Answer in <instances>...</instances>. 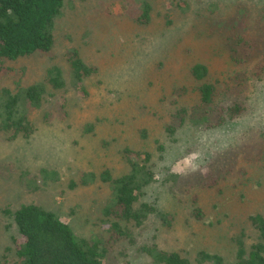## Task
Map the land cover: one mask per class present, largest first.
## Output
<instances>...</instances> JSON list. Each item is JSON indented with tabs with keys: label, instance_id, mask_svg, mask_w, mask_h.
Here are the masks:
<instances>
[{
	"label": "rangeland",
	"instance_id": "374dc122",
	"mask_svg": "<svg viewBox=\"0 0 264 264\" xmlns=\"http://www.w3.org/2000/svg\"><path fill=\"white\" fill-rule=\"evenodd\" d=\"M148 1L153 6V20L162 22V13H166L175 18V24L181 28V7H188L184 14L192 19L198 16H206L211 20L229 19L236 15L241 2L248 9L251 25L264 10V0ZM139 12L138 0H64L62 11L55 19L50 52L18 59L13 64L16 66L14 75L2 78L1 87L17 90L42 81L47 69L56 67L65 84L63 88L54 90L46 83L42 107L31 112L38 130L28 142L19 140L10 146L0 145V260L4 255L11 259L14 247L23 241L11 217L4 211L14 210L24 203L54 211L72 223L77 234L89 236L94 233L105 237L110 224H104L96 218V212L87 203L85 194L96 196L106 192L107 185L94 183L89 187L78 185L70 188L68 182L71 178L78 179L83 171L98 172L104 167L115 176L121 175L128 167L118 160L119 144L124 141L132 145L131 148L140 147L152 152L155 165L158 161L162 168L152 178L156 179L154 184L144 189V201L153 203L160 210L176 212L179 219L175 230L168 232L159 225L153 214L149 215L139 227L134 228L136 242L127 247L126 258L119 254L118 247H114L109 250L107 263L152 264L150 256L140 252V246L144 242H157L160 248H178L191 264H197L196 253L199 250L217 253L223 258L222 264H235L236 237L241 235L246 247L256 241L257 231L247 220V214L255 211L264 213L263 163L250 170V194L243 200L239 199L240 189L235 185L239 182V175L229 178L222 192H204L200 204L206 214L202 219L189 216L192 203L184 199L179 202L180 197L185 196L169 186L172 182L167 175L169 170L184 171L190 168L199 170V177H204L207 164H199L201 156L195 144L199 131L192 125L186 124L173 136H167L162 128L167 120L164 114L158 117L146 112L138 116L135 114V106L152 104V101L154 105V101L165 93L171 94L170 86L173 83L190 81L180 59H175L174 69H170L171 63L166 58L169 53L166 37H160L146 27L136 30L128 23L127 20L134 19ZM204 22H201L200 27H204ZM193 30L191 28L187 33L190 42L194 40ZM210 37L206 39L209 47L205 48H210L215 54L212 48H216L217 41L214 40L215 45ZM181 43L176 39L171 53L178 51L175 49L177 45L182 46ZM217 46L220 47L219 44ZM74 51L82 61L98 67L95 75L85 79V94L75 89L71 79L69 58ZM220 58L226 59L225 55ZM207 62L221 81L218 85H221L225 80L214 69L216 60L211 57ZM188 99L192 103V98ZM59 100L63 101L67 113L65 117L62 120L53 118L51 121H42L43 110L55 107ZM97 105L99 108L95 111ZM120 105H123L122 109ZM173 110L174 107L167 113ZM249 116L255 124H264V105L259 103L255 113ZM249 116L246 121L235 122L231 127L242 128L252 121ZM142 121L150 132L147 135L145 133L144 138L136 136L134 142L135 135H138L136 125ZM87 122L94 123L91 130H84L83 124ZM231 127L228 132L234 130ZM174 158H177L176 164L171 162ZM39 166L56 171L58 179L53 182L41 178L36 169ZM23 180L29 181L22 183ZM161 180L165 182L162 186L159 185ZM184 217L192 222L185 221ZM218 220L221 221L216 223ZM210 263L208 260L204 262Z\"/></svg>",
	"mask_w": 264,
	"mask_h": 264
},
{
	"label": "trees",
	"instance_id": "16d2710c",
	"mask_svg": "<svg viewBox=\"0 0 264 264\" xmlns=\"http://www.w3.org/2000/svg\"><path fill=\"white\" fill-rule=\"evenodd\" d=\"M138 2L140 12L134 19L129 18L128 23L136 30L146 27L160 37H166L169 52L166 58L171 63L170 69H174V60L180 59L190 81L173 83L170 86L171 94L165 93L154 101V105L152 101V104L135 106V114L138 116L146 112L157 117L164 114L167 120L162 128L167 136H173L186 124L199 131L195 144L201 156L199 164H207L204 177H199V170L190 168L184 171L169 170L167 175L172 180L169 186L185 196L180 197L179 202L184 199L192 203L189 216L202 219L206 214L200 204L204 192H222L227 180L239 175V182L235 185L240 189L239 199L243 200L250 194V170L259 164L264 165V124H255L249 116L255 113L259 103L264 105V10L251 25L248 9L241 2L236 15L215 20L206 16L192 19L184 14L188 9L185 5L187 8L181 7V28L175 24V18L166 13H162L161 24L157 23L151 15V3L148 0ZM63 3L64 0H0V82L3 77L14 75L16 66L13 64L18 59L50 52L55 19L61 13ZM204 20V27H200ZM191 28H194L196 36L192 42L187 37ZM208 37L213 43L216 40L220 46L215 43L216 48H212L215 54L210 48H205L209 47L206 41ZM176 39L182 42V46L177 45L175 50L178 51L171 53ZM218 53L225 55V61L220 58L223 55L219 56ZM211 57L217 63L215 71L225 80L221 85H218L221 81L207 62ZM69 63L75 89L87 93L85 79L95 75L98 67L82 61L75 51L70 54ZM46 83L54 90H59L65 81L56 67H50L42 81L22 86L16 91L0 86V145L10 146L19 140L28 142L35 135L38 127L31 112L42 107ZM54 106L43 110L42 121H51L53 118L62 120L65 117L67 113L63 101H57ZM172 107V113H167ZM95 108L97 111L99 105ZM119 108L122 109L123 105ZM248 116L252 119L250 123L240 129L239 126L231 127L235 122L246 121ZM93 126V122L83 124L84 130H91ZM229 127L234 130L228 132ZM147 128L144 121L136 125L138 135H135L134 142L136 136L144 138L145 133L149 134ZM119 145L116 151L118 160L123 161V166H128L121 175L115 176L104 167L98 172L83 171L78 179L71 178L68 182L70 188L78 185L89 187L94 183L107 185L106 192L96 196L85 194L87 203L96 212V218L104 224H110L107 235L102 237L93 233L89 237L77 234L73 224L54 211L24 203L14 210L4 211L11 217L23 241L14 247L12 258L4 255L0 264H110L106 259L109 250L118 247L119 254L126 258L127 247L136 242L134 228L139 227L149 215L153 214L159 225L168 232L175 230L178 214L160 210L143 198L144 189L154 184L156 179L152 178L162 170L158 161L155 165L152 152L147 149L139 146L131 148L132 145L125 141ZM171 162L176 164L177 158ZM36 169L41 178L53 182L58 179L57 172L52 169L44 166ZM26 181L29 180H23L22 183ZM164 183L161 180L159 185ZM184 219L192 222L186 217ZM247 220L256 229L257 238L246 247L242 236L236 237L235 264H264V213L249 212ZM140 252L150 256L152 264H191L178 248H160L157 242L142 243ZM207 260L212 262L210 264H222L223 258L217 253L197 251V264H204Z\"/></svg>",
	"mask_w": 264,
	"mask_h": 264
}]
</instances>
